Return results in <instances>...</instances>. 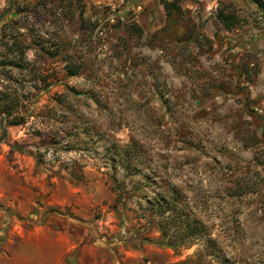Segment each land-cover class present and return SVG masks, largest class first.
Masks as SVG:
<instances>
[{"label": "rangeland", "instance_id": "374dc122", "mask_svg": "<svg viewBox=\"0 0 264 264\" xmlns=\"http://www.w3.org/2000/svg\"><path fill=\"white\" fill-rule=\"evenodd\" d=\"M0 106V264H264V0H12Z\"/></svg>", "mask_w": 264, "mask_h": 264}, {"label": "trees", "instance_id": "16d2710c", "mask_svg": "<svg viewBox=\"0 0 264 264\" xmlns=\"http://www.w3.org/2000/svg\"><path fill=\"white\" fill-rule=\"evenodd\" d=\"M163 6H164V8H165V10H166V12H167L168 14H173V13H174V10H177V9H178L173 3H168V2H165V3L163 4ZM221 20H222V21H225L224 18H222V16H221ZM0 115H1L4 119H6V118L8 117V115H9V112H8V110H6V108H2V107L0 106Z\"/></svg>", "mask_w": 264, "mask_h": 264}, {"label": "water", "instance_id": "95a60500", "mask_svg": "<svg viewBox=\"0 0 264 264\" xmlns=\"http://www.w3.org/2000/svg\"><path fill=\"white\" fill-rule=\"evenodd\" d=\"M11 2L12 0H9V7L7 8V10L0 16V18H2L11 8ZM0 130L2 132V136L0 137V143L1 141L3 140V137H4V129H3V126H2V117L0 115Z\"/></svg>", "mask_w": 264, "mask_h": 264}]
</instances>
